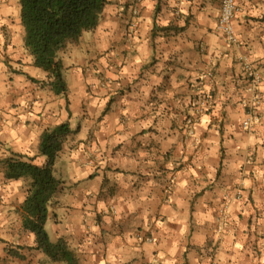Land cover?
<instances>
[{"label":"crops","instance_id":"1","mask_svg":"<svg viewBox=\"0 0 264 264\" xmlns=\"http://www.w3.org/2000/svg\"><path fill=\"white\" fill-rule=\"evenodd\" d=\"M238 4L227 44L221 0H109L61 54L57 95L19 0H0V264H65L24 231L29 181L5 160L45 164L44 133L66 123L46 229L77 264H264V0ZM247 64L262 77L249 129Z\"/></svg>","mask_w":264,"mask_h":264},{"label":"trees","instance_id":"2","mask_svg":"<svg viewBox=\"0 0 264 264\" xmlns=\"http://www.w3.org/2000/svg\"><path fill=\"white\" fill-rule=\"evenodd\" d=\"M108 3L109 0H19L25 48L34 65L47 74L44 84L55 94L67 92L61 54L98 27ZM72 133L68 123L44 133L40 146V154L46 159L43 165L20 156L5 160L8 179L29 181L22 205L24 231L35 235V249L43 251L53 262L65 264H77L74 254L64 239L51 241L46 224L62 184L54 175V166Z\"/></svg>","mask_w":264,"mask_h":264},{"label":"built area","instance_id":"3","mask_svg":"<svg viewBox=\"0 0 264 264\" xmlns=\"http://www.w3.org/2000/svg\"><path fill=\"white\" fill-rule=\"evenodd\" d=\"M238 12H239L238 0H221L220 16L216 30L218 34L221 36V38L227 44H234L237 42L235 20ZM134 14L137 15L138 11L135 10ZM245 69L247 72V76L250 80L249 82L250 90L252 91L253 94L249 114L245 119V121L243 122V127L249 129L254 124L259 123L261 119L259 106H260V102L262 101V94L259 91V85L262 82V77L249 64L245 65ZM198 103L202 104L199 105V107L202 106L201 110H203V108L205 107L204 104H206V102L202 101ZM190 123L193 124L194 121L190 120Z\"/></svg>","mask_w":264,"mask_h":264},{"label":"rangeland","instance_id":"4","mask_svg":"<svg viewBox=\"0 0 264 264\" xmlns=\"http://www.w3.org/2000/svg\"><path fill=\"white\" fill-rule=\"evenodd\" d=\"M66 77H68L67 74H66ZM64 78H65V73H64ZM68 78H69V77H68Z\"/></svg>","mask_w":264,"mask_h":264}]
</instances>
